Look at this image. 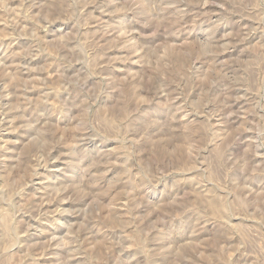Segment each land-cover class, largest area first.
<instances>
[{
	"label": "rangeland",
	"instance_id": "1",
	"mask_svg": "<svg viewBox=\"0 0 264 264\" xmlns=\"http://www.w3.org/2000/svg\"><path fill=\"white\" fill-rule=\"evenodd\" d=\"M0 264H264V0H0Z\"/></svg>",
	"mask_w": 264,
	"mask_h": 264
}]
</instances>
